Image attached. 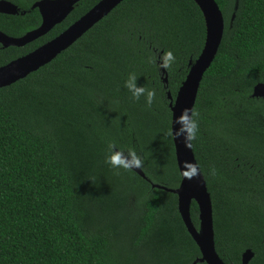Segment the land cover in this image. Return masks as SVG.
<instances>
[{"label":"trees","instance_id":"trees-1","mask_svg":"<svg viewBox=\"0 0 264 264\" xmlns=\"http://www.w3.org/2000/svg\"><path fill=\"white\" fill-rule=\"evenodd\" d=\"M0 32L23 37L42 22L40 0H5ZM101 0H82L61 24L0 67L59 36ZM225 19L218 54L197 101V163L213 203L225 264H264V0H215ZM24 12V14H22ZM194 0H124L51 63L0 89V264H194L201 258L178 210L181 175L171 131L173 98L206 41ZM176 62L162 72L161 53ZM149 57L156 63H148ZM155 89L152 107L131 99L130 73ZM168 77V84L164 78ZM143 158V172L105 163L109 144ZM215 167L217 175H210ZM199 228V208L191 206ZM206 264V263H198Z\"/></svg>","mask_w":264,"mask_h":264},{"label":"water","instance_id":"water-1","mask_svg":"<svg viewBox=\"0 0 264 264\" xmlns=\"http://www.w3.org/2000/svg\"><path fill=\"white\" fill-rule=\"evenodd\" d=\"M80 1L82 0H40L34 3L32 10H39L42 18L41 25L20 38L10 37L0 32V44L3 48L24 47L36 41L48 34L54 27L64 22ZM123 1L101 0L87 14L74 22L56 38L29 54L0 67V89L27 78L30 74L37 72L45 65L51 63L61 53L81 39L97 23L109 15ZM194 1L204 15L207 31L206 41L198 59L190 64V71L180 87L176 98H173L172 94L168 92V99L170 100L169 107L172 113L171 131L173 128H179V125L175 124V120L179 118L182 111L185 108L191 109L195 107L204 75L213 64L224 38L225 19L217 2L215 0ZM0 13L17 15L20 13V9L17 5L9 1L0 0ZM162 72L166 74V70L162 69ZM164 82L168 84L167 76L164 78ZM252 97L264 98V83H259L255 86ZM172 138L175 146L177 166L181 175V183L177 189H169L157 184H152V187L177 195L179 213L201 253V258L197 259L194 264H225L216 249L213 203L204 175L201 172V175L197 179L189 181L184 179L181 174L184 170L183 164L185 161L197 163L194 150L186 149L182 139L176 140L173 135ZM134 172L151 183L143 170L137 169ZM193 202L199 208V228L195 227L191 218V206ZM253 257V251L250 249L247 250L243 254L242 263L249 264Z\"/></svg>","mask_w":264,"mask_h":264},{"label":"clouds","instance_id":"clouds-1","mask_svg":"<svg viewBox=\"0 0 264 264\" xmlns=\"http://www.w3.org/2000/svg\"><path fill=\"white\" fill-rule=\"evenodd\" d=\"M157 61L149 57L148 63H156ZM176 62V57L172 51H166L159 55L158 66L160 69L169 70ZM138 78L136 74L130 73L124 82V87L131 93V99L139 101L141 97L145 98L146 106L150 109L156 99L155 89H149L146 86H139ZM200 113L196 108H185L178 119L175 120V124L179 125L178 129L172 130L170 135H173L176 140L182 139L186 149H193V142L197 139L199 132V119ZM109 155L105 159V163L112 169L116 170V174H120V169L124 171H134L137 169L143 170L144 162L143 158L137 154L135 149L129 148L127 153L121 150H117L114 143L109 144ZM184 170L182 176L184 179L192 181L197 179L201 175L199 165L197 163H191L185 161L183 164ZM215 167L210 168V175L215 177L217 175Z\"/></svg>","mask_w":264,"mask_h":264},{"label":"flooded vegetation","instance_id":"flooded-vegetation-1","mask_svg":"<svg viewBox=\"0 0 264 264\" xmlns=\"http://www.w3.org/2000/svg\"><path fill=\"white\" fill-rule=\"evenodd\" d=\"M253 259H254V258H253ZM253 259H252V260H253ZM252 260H251V262H252Z\"/></svg>","mask_w":264,"mask_h":264}]
</instances>
